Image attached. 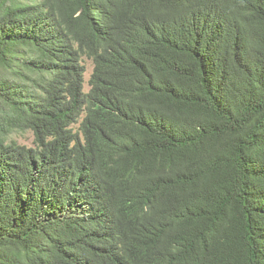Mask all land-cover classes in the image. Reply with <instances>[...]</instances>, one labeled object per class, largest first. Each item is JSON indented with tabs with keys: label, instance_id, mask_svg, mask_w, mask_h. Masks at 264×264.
<instances>
[{
	"label": "trees",
	"instance_id": "16d2710c",
	"mask_svg": "<svg viewBox=\"0 0 264 264\" xmlns=\"http://www.w3.org/2000/svg\"><path fill=\"white\" fill-rule=\"evenodd\" d=\"M0 264H264V0H0Z\"/></svg>",
	"mask_w": 264,
	"mask_h": 264
},
{
	"label": "rangeland",
	"instance_id": "374dc122",
	"mask_svg": "<svg viewBox=\"0 0 264 264\" xmlns=\"http://www.w3.org/2000/svg\"><path fill=\"white\" fill-rule=\"evenodd\" d=\"M81 64L85 67L86 73L84 76L85 83H87V90L89 89L88 83L90 81L91 75L94 70V58L91 55L84 53L80 59ZM84 116V114H82ZM80 127V122L73 126L74 130H78ZM4 136L8 142H15L21 146L35 147L36 135L31 129H20L17 127H12L4 132Z\"/></svg>",
	"mask_w": 264,
	"mask_h": 264
},
{
	"label": "clouds",
	"instance_id": "9594fccd",
	"mask_svg": "<svg viewBox=\"0 0 264 264\" xmlns=\"http://www.w3.org/2000/svg\"><path fill=\"white\" fill-rule=\"evenodd\" d=\"M100 49H101V52H104V46L101 44L100 45ZM88 55H91L93 58H94V55H93V53L91 52V54H88ZM95 66H96V63H95V59H94V70H93V73H92V75H91V78L93 77V74H94V71H95ZM91 78H90V80H91ZM86 86H87V83L85 84V90L86 91H89L90 90V85H89V83H88V87H89V89L87 90V88H86ZM84 113H87V109L85 110V112ZM85 116V115H84ZM84 116H82V118L79 120L80 121V123H82V121H83V118H84ZM73 128V127H72ZM158 218H156L155 220H157ZM157 224H159L158 222H157Z\"/></svg>",
	"mask_w": 264,
	"mask_h": 264
}]
</instances>
